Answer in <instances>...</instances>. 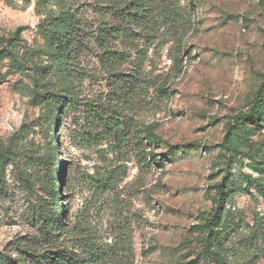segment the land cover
<instances>
[{
  "label": "rangeland",
  "instance_id": "1",
  "mask_svg": "<svg viewBox=\"0 0 264 264\" xmlns=\"http://www.w3.org/2000/svg\"><path fill=\"white\" fill-rule=\"evenodd\" d=\"M261 86L264 0H0V264H264Z\"/></svg>",
  "mask_w": 264,
  "mask_h": 264
},
{
  "label": "trees",
  "instance_id": "2",
  "mask_svg": "<svg viewBox=\"0 0 264 264\" xmlns=\"http://www.w3.org/2000/svg\"><path fill=\"white\" fill-rule=\"evenodd\" d=\"M66 20L67 19H63L60 20V24L64 25L66 24ZM57 19H52V22H56ZM74 28H76L74 26ZM116 32H118V30L115 29H108L107 31L102 32L101 37L102 39L100 40H104V38H106L107 36H113L114 34H117ZM104 33L106 35H104ZM56 36V35H55ZM53 39L57 42L58 46L56 47L57 49V53H56V60L58 62V66H64L65 64V60L62 61V59L64 58V54L62 56L61 52L64 51V47H65V37L61 36H53ZM264 93V86H261L256 94V99L255 102L257 103L258 99H260L262 97ZM70 96H63V95H58L57 97H52L49 99V109L46 112V119L48 118L49 120H54L57 115H59L61 113V111H63V106L65 104H67V99L70 100ZM60 104V105H59ZM59 105V106H58ZM58 107V109H57ZM257 107V105L255 104V108ZM255 110H251V113H253ZM55 143V142H54ZM5 154V153H4ZM1 154L0 155V161L3 160L4 158H6V155ZM32 159L35 160V164L37 165L38 170L41 172L42 176L44 177L45 181H46V186L48 188V190H50V197L51 199L55 198V195L53 193V182H52V165H51V160L50 158L48 159H44V160H39L38 157L32 156ZM4 186L0 185V196L3 193V189ZM48 206V207H47ZM50 208V209H49ZM55 209V203L53 202H43L40 203L38 205V209L36 214H34L33 216H37L34 218V220L36 221V223L39 225L40 228L45 227L46 225H55L57 224V218L55 216V212H53V210ZM57 264H81L80 262H78L75 259H71V258H66V257H61L57 259Z\"/></svg>",
  "mask_w": 264,
  "mask_h": 264
}]
</instances>
